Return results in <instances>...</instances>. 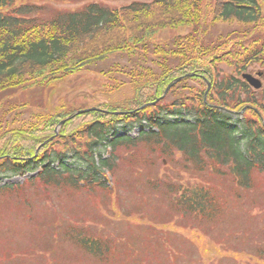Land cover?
<instances>
[{"label": "rangeland", "instance_id": "374dc122", "mask_svg": "<svg viewBox=\"0 0 264 264\" xmlns=\"http://www.w3.org/2000/svg\"><path fill=\"white\" fill-rule=\"evenodd\" d=\"M14 1L16 7L29 4L26 0ZM151 1L109 0L106 4L114 9L132 2ZM75 2L37 0L32 3L46 7V12L51 8L71 10L85 3L83 0ZM214 3L215 0L207 3L204 18L191 29L179 27L155 30L143 44L134 47V42L131 41V50L127 48L124 53L111 55L103 62L87 65L68 75L47 70L36 75L29 81L31 83L26 82L23 87L0 91V133L41 128L51 116L81 109L93 108L99 111L98 107L101 105L108 104L113 108L129 111L128 102L135 101L136 97L143 94L152 93V86L158 78L195 57V48H199L201 54L206 51L205 60L211 61L217 69L213 73L215 80L229 75L240 78L242 73H249L264 86V68L252 64L242 66L239 70L238 67L243 64L237 66L239 61H246L247 54L254 48L255 38L264 41V35H255L252 26L233 21H211L209 10ZM69 65L72 66L73 62H69ZM258 72L260 77H257ZM183 80L176 82L171 88L168 85L165 95L156 103L159 107L166 106L170 109V114H164L166 120L192 119L193 109L198 108L201 94L206 91L202 81L192 77ZM208 83L210 82L207 81ZM207 94L209 100L210 91ZM255 97L259 100L262 94H256ZM262 105L264 107V101ZM184 109L186 111H182ZM245 114L253 115L251 112ZM227 117L232 122L239 119L234 114ZM145 124L142 121L138 125L132 119L114 123L108 128L106 145L112 137L121 136L124 132L130 138H135L140 126ZM114 132L115 135L112 136ZM55 137L56 135L43 145ZM91 142L92 140L84 137L76 141L75 145L82 148ZM75 145L58 142L54 144L49 158L60 156L67 165L81 168L78 173H85L88 164L80 165L72 160L71 149ZM41 146L37 148V152ZM107 147L108 145H98L93 161L97 164L99 154L103 153L104 157L109 155L107 163L115 165L111 189L107 186L99 189L93 183L82 188L76 184L78 188L72 190L49 189L42 188L40 183L35 182L22 192L0 190V264H264V235L257 231L262 228L263 223L258 225L255 217H259L261 213L257 210L243 209L238 212L242 205H236L235 211L229 208L230 212L225 215V222L231 223L228 224L229 229L235 222L236 226L240 224V228L235 230L239 231L236 239L221 237L223 221L193 220L190 223L180 217L170 220L169 214H174L170 213L168 207L172 194L162 186L156 192L152 191V185L147 181L170 182L176 192L174 195H177L176 188L179 189L178 194H182L195 187L197 183L189 175L176 169L174 161L175 157L178 159V155L167 159L158 152L139 147L128 154L113 151L110 156L111 154L106 153ZM2 161L4 162L0 160ZM2 164L0 163V188L6 186L4 184L21 183L23 179L35 176L41 167L40 162L29 165L30 170L25 173L26 176L20 178L12 174L9 168L5 170ZM52 165L57 168L59 160H54ZM102 173L104 176H97L100 184L106 178V169ZM187 181H191L190 186ZM214 183L226 188L225 185L221 186L220 180ZM248 218L251 222L243 228L241 224ZM72 228L76 233L86 234V238L92 239L96 244L100 241L109 243V255L105 254L103 260H100L102 257L87 254L67 236ZM243 229L247 234L251 231L254 234L249 244L243 242ZM216 233L220 238H217Z\"/></svg>", "mask_w": 264, "mask_h": 264}, {"label": "trees", "instance_id": "16d2710c", "mask_svg": "<svg viewBox=\"0 0 264 264\" xmlns=\"http://www.w3.org/2000/svg\"><path fill=\"white\" fill-rule=\"evenodd\" d=\"M26 1L28 5L16 7L14 0H0V91L23 87L47 70L68 75L87 65L103 62L111 55L127 51L131 41L134 47L143 44L155 30L191 29L204 18V11L210 2L152 0L147 3L132 2L113 9L106 4L109 0H83L85 3L79 8L56 10L47 7L50 11L46 12V7L32 3L37 0ZM66 1L76 3L75 0ZM209 15L212 16L211 21H233L252 26L255 35H264V0H215ZM198 50L194 49L195 57L158 78L152 86V93L128 102L129 111L101 105L98 109L108 113L93 111L75 116L64 123L56 137L46 145H43L44 142L55 135L59 122L76 111L51 116L41 128L0 133V160L5 162L0 163L5 170L9 168L14 175L24 174L30 170L29 165L41 163L37 177L0 190L22 192L35 182L40 183L42 188L72 190L78 188L76 184L80 180L87 177L97 180L95 177L99 174L104 176L102 171L105 168L112 173L115 165H109L107 160H100L98 164L93 161L96 147L106 146L108 128L126 119L137 121L138 125L145 121L142 127H146L148 132H142L134 140L118 136L109 144L117 153L123 151L128 154L139 147H146L167 159L178 155L174 161L176 169L189 175L197 183L195 187L182 194H178L179 189L176 188L177 195H174L176 192L170 182L147 181L152 185V191L156 192L162 186L172 194L168 207L174 214H169L170 220L180 217L190 223L193 220L223 221L221 237L236 239L239 231L235 230L240 228V224L236 226L235 222L229 229L228 224L231 223L225 222V215L230 212L229 208L234 210L236 205H242L238 212L244 209L261 213L255 218L258 225L263 223L262 228L257 229L258 234L264 235V89L254 92L233 75L215 80L213 73L217 71L216 67L205 60L206 51L201 54ZM69 62L73 65L70 66ZM252 64L264 68V41L260 38H255L254 48L247 54L246 61H239L237 66L241 70ZM180 77L202 81L204 88L209 81L211 96L206 103L211 106L204 103L203 92L198 108L193 109L192 119L167 121L164 114H170V109L159 107L156 103L164 96L166 87ZM256 94H262V98L256 99ZM244 108L246 110L241 115ZM118 110L134 113L122 117L110 114ZM247 112L253 115H246ZM231 114L238 115L239 119L232 122L227 117ZM84 137L92 142L82 148L76 147L75 142ZM60 141L75 145L71 149L72 160L80 165L88 164L85 173H78L81 168L67 165L60 156L49 158L54 144ZM40 146L37 157H34ZM56 159L59 160L57 168L52 165ZM216 180H220L221 186L226 188L214 183ZM187 185L190 186L191 181H187ZM96 187L104 189L106 184ZM250 222L248 218L241 226L244 228ZM243 232V242L249 244L254 234L252 231L247 234L245 229ZM81 234L72 228L67 236L87 254L102 257L100 260L105 254L109 255V243L100 241L96 244L87 239L86 234Z\"/></svg>", "mask_w": 264, "mask_h": 264}, {"label": "water", "instance_id": "95a60500", "mask_svg": "<svg viewBox=\"0 0 264 264\" xmlns=\"http://www.w3.org/2000/svg\"><path fill=\"white\" fill-rule=\"evenodd\" d=\"M243 78L251 85L253 86L255 89H259L261 87V84L258 80L253 79L251 76L248 75H244ZM176 82V81H175ZM174 82V83H175ZM90 111H96V109H89V110H83V111H79L77 113H75L72 116L67 117L65 120L61 121L58 125L57 128L55 129V131L57 132V130L66 122L71 120L72 118H74L76 115H81ZM114 114H122V113H114Z\"/></svg>", "mask_w": 264, "mask_h": 264}]
</instances>
